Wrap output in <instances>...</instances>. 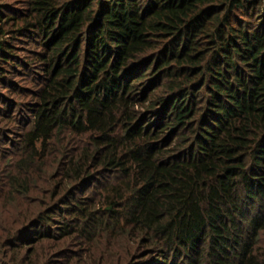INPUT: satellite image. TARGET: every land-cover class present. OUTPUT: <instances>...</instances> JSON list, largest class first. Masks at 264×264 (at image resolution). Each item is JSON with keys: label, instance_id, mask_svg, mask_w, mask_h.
<instances>
[{"label": "trees", "instance_id": "1", "mask_svg": "<svg viewBox=\"0 0 264 264\" xmlns=\"http://www.w3.org/2000/svg\"><path fill=\"white\" fill-rule=\"evenodd\" d=\"M264 264V0H0V264Z\"/></svg>", "mask_w": 264, "mask_h": 264}, {"label": "rangeland", "instance_id": "2", "mask_svg": "<svg viewBox=\"0 0 264 264\" xmlns=\"http://www.w3.org/2000/svg\"><path fill=\"white\" fill-rule=\"evenodd\" d=\"M137 264V263H136Z\"/></svg>", "mask_w": 264, "mask_h": 264}]
</instances>
